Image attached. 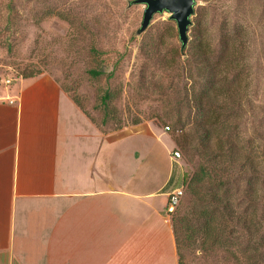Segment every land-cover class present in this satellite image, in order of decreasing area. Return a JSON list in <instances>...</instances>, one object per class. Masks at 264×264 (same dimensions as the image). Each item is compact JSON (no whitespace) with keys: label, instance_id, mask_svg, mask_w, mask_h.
Returning <instances> with one entry per match:
<instances>
[{"label":"rangeland","instance_id":"1","mask_svg":"<svg viewBox=\"0 0 264 264\" xmlns=\"http://www.w3.org/2000/svg\"><path fill=\"white\" fill-rule=\"evenodd\" d=\"M132 1L0 0V89L49 74L100 131L164 134L175 172H211L180 183L181 263L264 264V0H197L185 48L169 12L140 32Z\"/></svg>","mask_w":264,"mask_h":264},{"label":"crops","instance_id":"2","mask_svg":"<svg viewBox=\"0 0 264 264\" xmlns=\"http://www.w3.org/2000/svg\"><path fill=\"white\" fill-rule=\"evenodd\" d=\"M11 80L0 89V259L179 264L167 205L183 173L165 135L100 131L49 74Z\"/></svg>","mask_w":264,"mask_h":264},{"label":"water","instance_id":"3","mask_svg":"<svg viewBox=\"0 0 264 264\" xmlns=\"http://www.w3.org/2000/svg\"><path fill=\"white\" fill-rule=\"evenodd\" d=\"M197 0H134L135 5H144L145 13L140 32H144L151 24L154 16L169 12L171 19L177 23L179 37L185 48L188 44V31L191 26V17L194 15Z\"/></svg>","mask_w":264,"mask_h":264},{"label":"trees","instance_id":"4","mask_svg":"<svg viewBox=\"0 0 264 264\" xmlns=\"http://www.w3.org/2000/svg\"><path fill=\"white\" fill-rule=\"evenodd\" d=\"M229 66H232V65H229ZM93 74H95L96 76H98L101 73L95 72ZM35 76L36 75H30V76H25L23 78H30V77H35ZM215 91L217 92L216 93L217 96H229L231 98V96L229 95V91L220 90V89H215ZM207 95H210V93L207 92ZM204 106H205L204 102L202 100H200L199 101L200 110L203 111L204 110ZM207 140L209 141V137L208 136H207ZM250 159H249L250 165L254 166L256 162H254L253 158H250ZM207 178H211V172L208 170L207 167L202 166L198 171H196V173L193 175V177L191 179H189V177L187 175H185L184 178H183V184L184 183L185 184H190L189 188L192 187V189L194 188V190H195V188H197L196 186L199 185V184H201V183H203V182H205L207 180ZM173 227H174V231H175L176 242H177L178 253H179V238L177 236V232H176V229H175L174 224H173ZM179 264H182L181 261H180V257H179Z\"/></svg>","mask_w":264,"mask_h":264},{"label":"built area","instance_id":"5","mask_svg":"<svg viewBox=\"0 0 264 264\" xmlns=\"http://www.w3.org/2000/svg\"><path fill=\"white\" fill-rule=\"evenodd\" d=\"M12 80L11 79H7L6 83L9 84ZM166 130H170L169 127H167ZM176 160H178L181 157V153L179 151H175L172 155ZM184 195V188H180L177 189L176 191H174L170 197H169V201H168V205H167V215L169 217H172V215L176 212V209L180 203V199L182 198V196Z\"/></svg>","mask_w":264,"mask_h":264}]
</instances>
